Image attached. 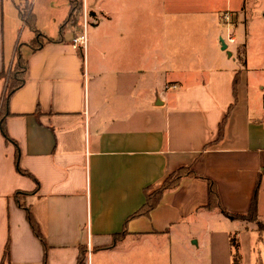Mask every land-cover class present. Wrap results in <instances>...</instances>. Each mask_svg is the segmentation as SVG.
<instances>
[{
	"label": "crops",
	"instance_id": "0c3cea01",
	"mask_svg": "<svg viewBox=\"0 0 264 264\" xmlns=\"http://www.w3.org/2000/svg\"><path fill=\"white\" fill-rule=\"evenodd\" d=\"M21 2L0 0V72L16 51L28 61L12 140L0 129V264H77L82 249L85 264H233L236 252L264 264V86L250 87L258 70L244 62L264 0H83L86 51L69 0L37 9L19 44ZM36 31L56 40L34 49ZM183 167L195 174L143 212ZM254 196L257 220L223 213H248Z\"/></svg>",
	"mask_w": 264,
	"mask_h": 264
},
{
	"label": "trees",
	"instance_id": "16d2710c",
	"mask_svg": "<svg viewBox=\"0 0 264 264\" xmlns=\"http://www.w3.org/2000/svg\"><path fill=\"white\" fill-rule=\"evenodd\" d=\"M69 1H70V10H69L68 19L66 20V22H68L70 24L71 23L75 24L77 21L78 14L83 9V0H69ZM20 13H21V11H20ZM22 14L23 13H21V15ZM30 16H31V14L29 15L27 21L28 22L30 21L31 22L30 25H33L35 18H34V15H32L31 18H30ZM66 22H64V23L66 24ZM65 24L61 25V31L62 32H63ZM55 40L56 39L51 38V37H47L44 34H42L41 32L36 31V38H35L34 42H32L31 44L33 45L34 49H38L45 42L55 41ZM27 68H28V61L22 56V54L19 51H16V60L13 64V66L11 67V69L8 66L5 71L0 72V75L4 74L6 79H7L6 80L7 81L6 87H5L4 93L2 95L1 104H0V129H1L2 133L4 134V136L6 137V139L10 140V141L12 140V138L8 134L6 122H5L6 117L10 114L9 101H10L12 94L25 83ZM16 165H17V168L20 172L27 173L24 169H22L19 166V151L17 152V155H16ZM194 174L195 173L193 172V170H191L190 168H187V167L180 168L178 171L170 174L164 180L162 186L159 189L148 194L146 203L144 204V206L142 207L141 210L143 212L150 211L153 207H155L158 204L163 192L166 189L177 187L180 183V180L185 175H191L192 176ZM21 194H27V192H22V191L16 192V197H17L18 203L20 204V206H22L23 208L26 209L27 217H28V220H29L32 228H33V231L40 238V240L42 241V243L44 245V249L47 252L48 246H47L46 240H45V238H44V236L40 230V227H39L37 221L34 219V217L32 215L31 209L19 197ZM209 199H210V204H215V205L217 204L218 206H220L217 187H216V184L213 180H209ZM222 211L224 214H226L230 218L257 220L256 197L254 196V198L252 200V205H251L250 211L248 213H245V214L231 213V212L226 211L223 208H222ZM115 239L116 240L120 239V236L119 235L116 236ZM232 244L237 249V244H236L234 239L232 240ZM87 253H88L87 249L86 250L82 249L80 251L77 264H85V259H86ZM239 260H240V257L238 255V252H236V254L234 255V261H233L234 263L233 264H239Z\"/></svg>",
	"mask_w": 264,
	"mask_h": 264
},
{
	"label": "rangeland",
	"instance_id": "374dc122",
	"mask_svg": "<svg viewBox=\"0 0 264 264\" xmlns=\"http://www.w3.org/2000/svg\"><path fill=\"white\" fill-rule=\"evenodd\" d=\"M50 1L51 0H22V2L19 3L18 5L20 7L19 10L21 11V13H23L22 15H20V21H19L20 28L16 34V40L18 39L19 44L23 45V43L27 39L26 34L31 24L30 21L29 22L27 21L29 15L31 14L30 16L31 18L32 15L35 14L37 9L45 11ZM54 2H56L57 5L59 4L62 5L64 2L67 3V0H54ZM44 17H46L43 20L46 24V27H50L52 25L50 23L51 16L45 13ZM79 19L81 21V32L80 33L82 35L85 34L87 38L86 47L82 43V48H83L82 50L86 51L88 48L89 30H91V28L93 27L95 18L90 15V13L87 11V6H86V8H83L80 11ZM85 19H86V27H84ZM259 27H260V31L256 33V36L253 38L254 46L252 49H249L247 52V61L246 59L244 60L245 64L247 66L249 65V68L252 67L253 69L258 70V74L255 75L254 77L251 76V79H249V81H251V84H252L250 85V87L254 88L255 92L261 90V88L264 86V23L260 24ZM52 31H54V29ZM91 261H92V257L88 264L92 263ZM247 264H255V256L253 254L249 256L247 260Z\"/></svg>",
	"mask_w": 264,
	"mask_h": 264
},
{
	"label": "built area",
	"instance_id": "2783aa9c",
	"mask_svg": "<svg viewBox=\"0 0 264 264\" xmlns=\"http://www.w3.org/2000/svg\"><path fill=\"white\" fill-rule=\"evenodd\" d=\"M86 18H87V17H86ZM223 18H224L225 20H229V19L231 18V14H230V13H224ZM84 27H86V19H85ZM86 40H87L86 35H85V34H84V35L81 34L80 36H78V37H76V38L74 39V43H75V44H76V43H79V44H81V45H82V43H83V45L86 47ZM229 40H230L231 42L234 41V37H230Z\"/></svg>",
	"mask_w": 264,
	"mask_h": 264
},
{
	"label": "water",
	"instance_id": "95a60500",
	"mask_svg": "<svg viewBox=\"0 0 264 264\" xmlns=\"http://www.w3.org/2000/svg\"><path fill=\"white\" fill-rule=\"evenodd\" d=\"M223 46L222 48L225 49L226 48V43L224 42V40H222Z\"/></svg>",
	"mask_w": 264,
	"mask_h": 264
}]
</instances>
